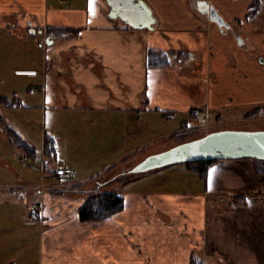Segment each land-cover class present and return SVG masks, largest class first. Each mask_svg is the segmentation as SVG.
<instances>
[{
    "label": "crops",
    "instance_id": "0c3cea01",
    "mask_svg": "<svg viewBox=\"0 0 264 264\" xmlns=\"http://www.w3.org/2000/svg\"><path fill=\"white\" fill-rule=\"evenodd\" d=\"M143 1L151 27L112 17L107 0H0V95L15 97L12 106L0 103V264H264V174L251 159L220 160L206 177L186 166L193 188L147 181L166 182L159 171L170 166L139 173L118 191L123 210L80 220L85 197L75 185L124 165L161 116L191 119L195 110L202 118L237 96H264V74H250L224 39L228 30L204 13L214 5L230 28L234 20L255 38L264 0ZM150 49L184 55L151 68ZM7 126L34 152L12 144ZM58 165L76 171L74 185L56 184ZM229 192L246 205H229Z\"/></svg>",
    "mask_w": 264,
    "mask_h": 264
},
{
    "label": "rangeland",
    "instance_id": "374dc122",
    "mask_svg": "<svg viewBox=\"0 0 264 264\" xmlns=\"http://www.w3.org/2000/svg\"><path fill=\"white\" fill-rule=\"evenodd\" d=\"M256 22L257 23L255 25L256 26L258 25L262 30L261 32L258 31L256 33L257 37L247 39L246 35L243 36L245 34V29H247V26L244 24L240 25L239 23H236V21L233 20V22L231 23V28L227 32L228 36H226L229 38L226 37L224 38L226 41H228L229 39L233 41L234 47L236 48V54L237 55L239 54L242 60L245 59V62L243 60L241 61V63L243 64V66L249 65L248 70L250 74H253V76L254 73L257 75L258 72L264 74L263 72L264 71V31H263L264 11L256 19ZM239 36H243V40L245 41L243 45H239L237 43L236 39ZM33 38L34 35H32L31 39ZM35 38L38 41H41L42 35L37 34ZM1 39L2 38H0V43L2 41ZM224 52L227 55V57L232 58L233 52L231 51V49L227 48L226 45L224 48ZM243 53H250V56L245 57L242 55ZM4 64L5 61L1 60L0 69L1 66H3ZM186 69H188V66ZM253 85L255 86V84ZM255 89L256 92H260V93L263 92V89L258 86H255ZM7 93L11 94V91L9 90L7 91ZM235 96L236 94L233 95L234 98ZM1 97L8 98L12 103L15 100V97L8 95H0V98ZM237 97L234 99L233 104L230 106L225 105L224 103H219L218 106L215 105L214 107H212L213 114L212 113L210 114L208 112L207 115L203 116L202 118L191 117L190 119L189 115L186 113L183 114L176 113L171 117V119H167L161 116L160 120L157 123H154V125L151 126L149 129L145 128L144 134H142V138L139 137L140 139H138V142L140 143L143 142V144L140 146L139 150L135 154H133L130 158L126 160L124 165L122 164L117 165L116 167H113L109 169L107 172H105L106 174L95 176L89 182L77 186L75 185V188L73 189L80 190L82 192V195L85 197L84 199L86 202V200L90 196L94 197L96 195L104 193V191H114V190L116 192L120 191V189L123 186H125L124 184L122 185L123 182H119V178L123 177V174L125 172L124 169L130 167L131 170L147 154L166 150L174 145L186 141H190L196 138H200L209 132H213L217 130H224V129H244V130L263 129L264 130V96L260 95L259 97H254L249 101H243V100L240 101V99ZM18 102L19 101H17V103ZM14 112L24 113L25 111L16 110V111H12V114H14ZM184 120L186 121L183 122ZM181 122H183L182 125H180ZM180 126H182L181 129L184 130L177 132L176 130H178ZM15 158L18 159V156L16 155ZM186 166L187 164L170 165L169 168L159 171L160 173L159 175H161V177H166L165 175H169L171 177L170 179L166 178L167 179L166 182H161V181L159 182V180L154 182L152 180H147V181H151L152 186H168V187H175L181 189L197 187V183L195 182V180L191 181V179H194V177L190 175H194V173H191L189 171H193V170L188 167L187 169L189 171H187ZM172 169L175 170L180 169L181 171L180 172L177 171L176 174L171 175L170 171ZM130 170H128L126 173L133 174L130 172ZM139 175L140 174H134V176H131L132 178L129 180H132ZM112 181L114 182L111 183L112 186H110L109 188L107 187L104 188L102 186L104 185V183L106 182L110 183ZM74 182L75 180L65 184L61 182L59 183L56 180V184L61 188L70 187V185H74ZM128 182L129 181H127V183ZM227 196L230 199H227L228 201L227 200L226 201L229 203V205L231 204L233 205V202H235L234 198L236 196L232 194V192L227 193ZM241 199L246 203L245 199L243 198ZM237 205H243V204H237ZM219 262L217 261L218 264H221ZM217 263L215 259L214 261L209 260V263L206 262V264H217Z\"/></svg>",
    "mask_w": 264,
    "mask_h": 264
},
{
    "label": "water",
    "instance_id": "95a60500",
    "mask_svg": "<svg viewBox=\"0 0 264 264\" xmlns=\"http://www.w3.org/2000/svg\"><path fill=\"white\" fill-rule=\"evenodd\" d=\"M112 17H121L135 28L151 27L154 17L143 0H107ZM204 13L219 26L228 30L230 24L219 10L207 3ZM239 45L244 44L241 36ZM224 159L264 160V130L224 129L209 132L200 138L174 145L146 157L130 172L146 173L170 165Z\"/></svg>",
    "mask_w": 264,
    "mask_h": 264
},
{
    "label": "trees",
    "instance_id": "16d2710c",
    "mask_svg": "<svg viewBox=\"0 0 264 264\" xmlns=\"http://www.w3.org/2000/svg\"><path fill=\"white\" fill-rule=\"evenodd\" d=\"M254 7L256 5V8L253 9L251 17H253L257 13V6L258 1L253 2ZM256 3V4H255ZM63 34L64 32L67 33V31L62 30ZM178 53V52H177ZM175 51H160V50H153L150 49L147 53V66L151 68H165L173 64V62L178 61V57L181 55L183 56L184 53L179 52L177 54ZM181 61V58L179 62ZM0 103L3 106H12L13 103L6 97L0 98ZM256 110V109H255ZM6 118L4 114L0 111V124L5 123ZM4 129V128H3ZM7 134L9 135L10 140L12 141V144L15 146H18L21 150L27 152V153H33L34 149L26 142L24 141L23 137L16 134L15 130H13L12 127H5ZM46 147L48 151L50 152L53 148V141L48 140L46 141ZM220 160L215 159L211 161H203V162H192V163H186L187 167L191 168L193 171L199 173L202 177H206L207 171L211 165L218 162ZM256 172L259 174H264V160L259 159H253ZM123 164V163H122ZM194 166V167H191ZM125 172L123 174V177L119 178V182H123L122 185H126L127 181H130L131 176H134V174L126 173L129 168L124 169ZM117 180V179H116ZM126 180V181H125ZM104 183L102 185L104 188H109L111 183ZM100 184V183H99ZM241 200V201H239ZM233 204H243L246 205V203L240 198L235 197ZM124 208V198L122 195H120L116 191H104V193H101L99 195H96L94 197L90 196L86 202L80 207L79 209V216L80 220L82 222H91V221H101L105 220L107 218H110L114 214L120 212ZM191 264H196L195 260H191Z\"/></svg>",
    "mask_w": 264,
    "mask_h": 264
},
{
    "label": "built area",
    "instance_id": "2783aa9c",
    "mask_svg": "<svg viewBox=\"0 0 264 264\" xmlns=\"http://www.w3.org/2000/svg\"><path fill=\"white\" fill-rule=\"evenodd\" d=\"M191 114L192 116H196L197 111H193ZM21 160H23V158H21ZM55 177L59 183L61 182L66 184L72 182L77 177V173L71 167L58 165L55 170ZM32 209L36 210L35 207H32Z\"/></svg>",
    "mask_w": 264,
    "mask_h": 264
},
{
    "label": "snow or ice",
    "instance_id": "6c2138e0",
    "mask_svg": "<svg viewBox=\"0 0 264 264\" xmlns=\"http://www.w3.org/2000/svg\"><path fill=\"white\" fill-rule=\"evenodd\" d=\"M213 172H215V169H212Z\"/></svg>",
    "mask_w": 264,
    "mask_h": 264
},
{
    "label": "flooded vegetation",
    "instance_id": "af4514ba",
    "mask_svg": "<svg viewBox=\"0 0 264 264\" xmlns=\"http://www.w3.org/2000/svg\"><path fill=\"white\" fill-rule=\"evenodd\" d=\"M205 8H207V5H206V7Z\"/></svg>",
    "mask_w": 264,
    "mask_h": 264
}]
</instances>
